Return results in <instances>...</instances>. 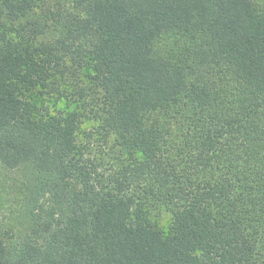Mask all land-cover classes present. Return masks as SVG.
Segmentation results:
<instances>
[{
  "label": "trees",
  "instance_id": "16d2710c",
  "mask_svg": "<svg viewBox=\"0 0 264 264\" xmlns=\"http://www.w3.org/2000/svg\"><path fill=\"white\" fill-rule=\"evenodd\" d=\"M0 264H264V0H0Z\"/></svg>",
  "mask_w": 264,
  "mask_h": 264
},
{
  "label": "rangeland",
  "instance_id": "374dc122",
  "mask_svg": "<svg viewBox=\"0 0 264 264\" xmlns=\"http://www.w3.org/2000/svg\"><path fill=\"white\" fill-rule=\"evenodd\" d=\"M32 101L36 103H46L48 104L51 108H60V109H66V105L64 101L59 100L55 97H47V96H39L37 94H34L31 96Z\"/></svg>",
  "mask_w": 264,
  "mask_h": 264
}]
</instances>
